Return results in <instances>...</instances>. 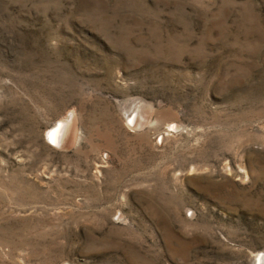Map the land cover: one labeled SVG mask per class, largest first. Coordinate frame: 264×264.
Masks as SVG:
<instances>
[{"label": "rangeland", "instance_id": "1", "mask_svg": "<svg viewBox=\"0 0 264 264\" xmlns=\"http://www.w3.org/2000/svg\"><path fill=\"white\" fill-rule=\"evenodd\" d=\"M258 253L264 0H0V264Z\"/></svg>", "mask_w": 264, "mask_h": 264}, {"label": "bare ground", "instance_id": "2", "mask_svg": "<svg viewBox=\"0 0 264 264\" xmlns=\"http://www.w3.org/2000/svg\"><path fill=\"white\" fill-rule=\"evenodd\" d=\"M63 127L64 122L62 120L58 122V125L55 124L54 126L50 127L44 135L46 142H48L49 144L57 143L59 141V137ZM257 255L258 264H264V254L258 253Z\"/></svg>", "mask_w": 264, "mask_h": 264}]
</instances>
